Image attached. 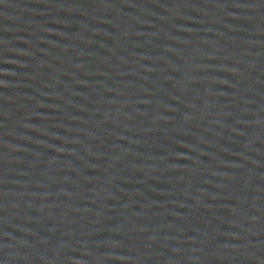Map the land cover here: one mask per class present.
<instances>
[{
  "label": "water",
  "instance_id": "obj_1",
  "mask_svg": "<svg viewBox=\"0 0 264 264\" xmlns=\"http://www.w3.org/2000/svg\"><path fill=\"white\" fill-rule=\"evenodd\" d=\"M0 264H264V0H0Z\"/></svg>",
  "mask_w": 264,
  "mask_h": 264
}]
</instances>
